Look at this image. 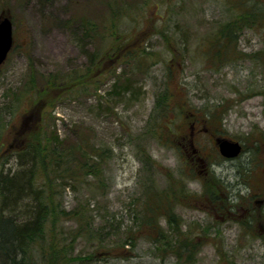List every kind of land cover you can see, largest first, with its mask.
Returning <instances> with one entry per match:
<instances>
[{
	"label": "rangeland",
	"instance_id": "1",
	"mask_svg": "<svg viewBox=\"0 0 264 264\" xmlns=\"http://www.w3.org/2000/svg\"><path fill=\"white\" fill-rule=\"evenodd\" d=\"M0 15L15 39L0 179L15 148L46 163L26 264H264V0H0Z\"/></svg>",
	"mask_w": 264,
	"mask_h": 264
},
{
	"label": "trees",
	"instance_id": "2",
	"mask_svg": "<svg viewBox=\"0 0 264 264\" xmlns=\"http://www.w3.org/2000/svg\"><path fill=\"white\" fill-rule=\"evenodd\" d=\"M110 8L115 15H119L120 10H122V6H112ZM244 23L248 24V22ZM236 24L239 23L235 20L229 21L227 28L232 30L229 33L233 32ZM229 44H223L224 48L222 49L219 47L220 56L226 57L229 48L227 45ZM93 55H91V58ZM261 92L264 95V89ZM205 116L207 119L210 118V115L206 112ZM192 127H194V122ZM52 141L55 143L54 139ZM15 149H17L16 153L19 155L18 168L15 172L6 173L0 179L2 196L0 207V264H26L21 256L22 253L24 255L29 244L35 239H44L42 226L44 220L47 221L50 217L47 198L43 197L44 190L40 187L39 180L36 179L39 165L46 164L44 162L45 156H41L42 159L39 163V147L35 150V154L27 152V148ZM50 162L52 168H58L55 165L57 161L54 156H51ZM93 170H95V165ZM75 213L79 212L76 211ZM84 216L82 215V218ZM168 218L169 223H172L170 215H168ZM58 253L60 255L61 249Z\"/></svg>",
	"mask_w": 264,
	"mask_h": 264
},
{
	"label": "water",
	"instance_id": "3",
	"mask_svg": "<svg viewBox=\"0 0 264 264\" xmlns=\"http://www.w3.org/2000/svg\"><path fill=\"white\" fill-rule=\"evenodd\" d=\"M12 22L6 15L0 16V64L4 62L13 44ZM219 153L226 158L236 157L241 152V144L230 138H216Z\"/></svg>",
	"mask_w": 264,
	"mask_h": 264
}]
</instances>
